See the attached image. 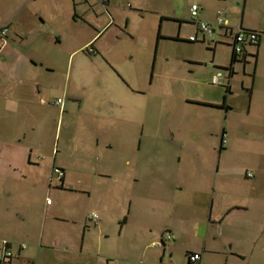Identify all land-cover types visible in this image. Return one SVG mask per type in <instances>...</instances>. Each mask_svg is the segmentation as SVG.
I'll return each instance as SVG.
<instances>
[{
	"label": "crops",
	"instance_id": "0c3cea01",
	"mask_svg": "<svg viewBox=\"0 0 264 264\" xmlns=\"http://www.w3.org/2000/svg\"><path fill=\"white\" fill-rule=\"evenodd\" d=\"M125 1L108 0L106 11L98 12L96 0H0V27L8 29L0 51V242L13 245V264H35L24 258L26 249L18 248L44 227L53 206L46 199L54 187L86 196L85 201L75 198L76 224L83 234L91 229L89 222L106 238L117 235L123 264H188L190 253L202 255L200 264H264V0H175V5H197L200 21L214 22L216 11L222 10L229 24L240 16L243 29L260 34L257 48H245L246 55H255L254 61L248 57L249 63L241 64L250 77L244 115L233 104L237 69L230 73L212 62L213 68L204 66L198 73L196 84L203 90L186 98L184 113L169 124L172 144L162 146L150 116L131 122L149 106V89L131 84L120 72L119 95H104L112 105L108 113L98 107V115L80 114L68 122L74 128V144L89 148L97 165L75 163L80 187L67 186L66 171L61 181L55 179L54 123L61 121V134L66 111L76 110L64 100L59 109L53 103L61 95L75 98L71 77L56 81L55 59L61 53L89 51L90 56L101 54L106 65L119 67L109 49L119 40L118 32L103 40ZM154 3L165 5L168 0ZM176 9L174 15L182 14ZM105 13L111 24L104 22ZM62 17L71 21L59 32ZM180 17L160 16L157 40L165 21L174 19L181 28L186 20ZM124 25L127 29L128 22ZM199 35L193 43L206 44L214 57L219 43L210 46L203 36L200 42ZM214 36L228 39L219 32ZM223 46L232 56L230 42ZM248 65H253L250 72ZM217 71L232 76L229 87L225 81L211 84ZM77 110L82 111V104ZM235 113L242 118L233 119ZM223 115L229 132L224 128L215 134ZM92 214L97 218L91 219ZM168 233L170 241L164 238ZM159 241L163 247L155 248ZM111 259L106 264H119V259Z\"/></svg>",
	"mask_w": 264,
	"mask_h": 264
},
{
	"label": "rangeland",
	"instance_id": "374dc122",
	"mask_svg": "<svg viewBox=\"0 0 264 264\" xmlns=\"http://www.w3.org/2000/svg\"><path fill=\"white\" fill-rule=\"evenodd\" d=\"M96 2L95 7L100 12L103 10L100 0H96ZM175 2L177 1L168 0L169 4L159 5L155 4L154 0H141L140 2L129 0L121 5L117 14L112 13L116 23L103 42L109 39L111 33L118 32L119 40L112 43L109 49L111 50L110 58L113 60L115 57L119 61V67L108 63L106 65L101 54L90 56L84 52L70 56V54L61 53L55 59L56 81L64 83L68 76L71 77L70 85L74 87L72 88L74 92L71 91V93L75 96V98L60 96L67 104H71V107H76V110L72 108L69 113L66 111L61 134V121L54 123V128H57L54 143L58 147L56 168L66 171L69 180L67 186L80 187L77 184L79 174L76 172L79 170L75 167V163H88V166L92 167L97 165L93 163L96 155L89 148L77 147L78 145L74 144L71 134L74 132V128H71V122L68 123L69 119L71 117L76 119L80 114L98 115L99 112L96 110L98 107L102 108V113H108L112 105L104 100V95L108 94L107 96L114 98L119 95L120 75H122L120 72L131 84L137 86L135 83L137 82L141 88L149 89L146 96L149 106L134 114L135 119H132L131 122L138 119L143 121L145 116H150L151 127L160 136V144L167 146L172 144L169 137L170 130H168L170 122L180 118L181 112L184 113L185 106L183 104H185L186 98L197 93L199 95L198 89L203 90V87L196 84L199 79L198 73L203 71L204 66L213 68L212 62L219 68L229 65L231 50L223 44L228 45L230 39L213 36V41L219 43L214 57L206 44L189 43L188 37L195 30V26L187 25L192 22L191 5L185 1L175 5ZM139 5L142 7L141 10L136 9ZM176 8H179V12L182 14L174 15L177 11ZM78 9L80 12L82 11V8ZM163 15L181 16L180 18L186 21L181 28L174 19L165 21L161 25V39L157 40L160 16ZM239 17L233 16L230 21V24L235 28L239 25ZM66 18L67 20L62 17V23L58 24V27L61 28L59 32L63 31L64 27L62 26L66 24L65 22L71 21V18ZM105 18L106 24L112 23L110 14L105 13ZM125 21L128 22L127 29L124 25ZM177 36H179L178 40ZM202 36L200 33V42H202ZM236 69L238 73L232 81L235 94L233 104L237 112L241 111L244 115L247 102L245 91L249 88L250 77L243 73L241 64H237ZM251 69H253V65H248L247 72H250ZM261 69H264V63ZM193 72H197V75H194ZM91 73L97 74L92 75ZM219 98H223V96ZM221 102H223L222 99ZM81 104L82 111L79 112L77 107ZM57 107L59 109V106ZM231 116L235 120L242 118L238 113ZM225 121L224 115L221 116L220 123L218 125L216 123L214 129L215 134L220 135L224 128L227 133L229 132ZM180 125L181 123L178 121V127ZM128 128L131 131L135 130L133 124H130ZM90 132L92 133V129ZM87 138L91 139L92 136L87 135ZM209 139L211 142L215 141V138ZM226 139L229 141L228 136ZM58 165H62L65 170ZM76 197L85 201L86 196H74V194L54 190L52 187L46 202L48 200L50 203L53 202V206L45 218L44 227H39L35 238L30 243L27 241L24 243L27 247L23 252L24 258L34 261L35 264H106L109 258L112 260L111 258L115 257L119 259L117 260L119 264H123L120 260L122 250H119L118 247L121 242L117 235L106 238L96 231L93 224L89 222L88 227L91 229L87 228L83 234V227L76 224L77 219L74 215ZM85 211L86 208L81 211V216ZM79 220L81 221V219ZM117 230L118 228L115 232Z\"/></svg>",
	"mask_w": 264,
	"mask_h": 264
},
{
	"label": "built area",
	"instance_id": "2783aa9c",
	"mask_svg": "<svg viewBox=\"0 0 264 264\" xmlns=\"http://www.w3.org/2000/svg\"><path fill=\"white\" fill-rule=\"evenodd\" d=\"M108 0H100V5L102 6L103 10L106 11V4ZM190 13L192 17V21L195 23V30L188 37L189 42H195L197 40L198 33H201L204 37V39H207L208 45H213V36L216 32H219L220 34L224 35V37L230 39V45L232 47V51L236 57L238 55H241L243 53V48L248 45H254L257 43V36L254 33L246 34L244 33V29L238 25L237 28L231 26L228 22V17L226 13L222 10H218L216 12L215 20L212 23L200 21L198 20V13L199 8L197 5H192L190 8ZM8 29L6 27H0V51L3 44L4 38L7 36ZM92 51V50H90ZM89 52V51H88ZM231 73V72H230ZM232 76H227L222 71H217L212 77H211V84L212 85H222L223 81L226 83L224 86L229 87L230 86V80ZM63 100L59 99L56 101L55 105L60 106L62 105ZM54 177L61 181L63 178V172L61 169L54 167L52 171ZM47 204H50V201H47ZM91 219H96L97 216L95 214H92ZM165 240L170 241L173 239L172 235L170 233L165 235ZM164 242L159 241L154 243L155 248H161L163 247ZM20 251L25 250L26 246L24 244L19 245L18 248ZM14 249L13 245L9 242H0V264H13L14 259ZM187 261L188 264H200L202 262V255L199 253H190L187 255ZM33 264V263H29Z\"/></svg>",
	"mask_w": 264,
	"mask_h": 264
},
{
	"label": "trees",
	"instance_id": "16d2710c",
	"mask_svg": "<svg viewBox=\"0 0 264 264\" xmlns=\"http://www.w3.org/2000/svg\"><path fill=\"white\" fill-rule=\"evenodd\" d=\"M244 31V33H246V34H249V33H254V34H256V36H257V38H258V40H257V43L256 44H254V45H251V44H248V45H246L244 48H243V53L241 54V55H238V57H236L235 55H234V53H233V51H232V56H231V63H230V65H229V67L228 68H224V69H222V70H224V71H228V72H232L233 71V66L234 65H237V64H246V63H249L248 61H247V58L249 57L251 60H253L254 61V59H255V55H251V54H245L246 52V50H245V48L248 46V47H254V48H257L258 47V44H259V40H260V34L259 33H257V32H254V31H250V30H243ZM88 54H89V52H88ZM53 171V170H52ZM62 172H63V174H64V171L63 170H61ZM63 177H64V175H63ZM63 179V178H62ZM61 179V180H62Z\"/></svg>",
	"mask_w": 264,
	"mask_h": 264
},
{
	"label": "flooded vegetation",
	"instance_id": "af4514ba",
	"mask_svg": "<svg viewBox=\"0 0 264 264\" xmlns=\"http://www.w3.org/2000/svg\"><path fill=\"white\" fill-rule=\"evenodd\" d=\"M242 65L244 66V64H243V63H242ZM236 67H237V65H234V66H233V69H236Z\"/></svg>",
	"mask_w": 264,
	"mask_h": 264
}]
</instances>
